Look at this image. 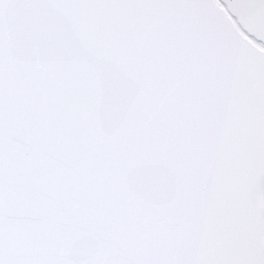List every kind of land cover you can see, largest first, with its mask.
Returning <instances> with one entry per match:
<instances>
[{"label":"snow or ice","instance_id":"obj_1","mask_svg":"<svg viewBox=\"0 0 264 264\" xmlns=\"http://www.w3.org/2000/svg\"><path fill=\"white\" fill-rule=\"evenodd\" d=\"M0 264H264V0H0Z\"/></svg>","mask_w":264,"mask_h":264}]
</instances>
